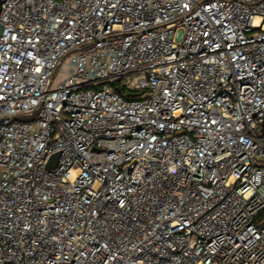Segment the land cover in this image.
<instances>
[{
	"label": "built area",
	"instance_id": "2783aa9c",
	"mask_svg": "<svg viewBox=\"0 0 264 264\" xmlns=\"http://www.w3.org/2000/svg\"><path fill=\"white\" fill-rule=\"evenodd\" d=\"M0 26V264H264V0H3Z\"/></svg>",
	"mask_w": 264,
	"mask_h": 264
},
{
	"label": "water",
	"instance_id": "95a60500",
	"mask_svg": "<svg viewBox=\"0 0 264 264\" xmlns=\"http://www.w3.org/2000/svg\"><path fill=\"white\" fill-rule=\"evenodd\" d=\"M2 2H3V0H0V10H1V4H2ZM1 32H2V27L0 26V35H1ZM58 157H59V155L54 156L53 157V160L54 161H57L58 160Z\"/></svg>",
	"mask_w": 264,
	"mask_h": 264
},
{
	"label": "rangeland",
	"instance_id": "374dc122",
	"mask_svg": "<svg viewBox=\"0 0 264 264\" xmlns=\"http://www.w3.org/2000/svg\"><path fill=\"white\" fill-rule=\"evenodd\" d=\"M128 94H130V93L128 92ZM123 95H124V97H126V93H124ZM130 95H137V93L136 94H130Z\"/></svg>",
	"mask_w": 264,
	"mask_h": 264
},
{
	"label": "trees",
	"instance_id": "16d2710c",
	"mask_svg": "<svg viewBox=\"0 0 264 264\" xmlns=\"http://www.w3.org/2000/svg\"><path fill=\"white\" fill-rule=\"evenodd\" d=\"M130 96H131V95H127V98H133V97H134V96H131V97H130Z\"/></svg>",
	"mask_w": 264,
	"mask_h": 264
}]
</instances>
